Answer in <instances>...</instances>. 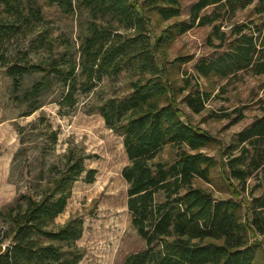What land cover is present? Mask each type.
<instances>
[{
	"label": "trees",
	"instance_id": "16d2710c",
	"mask_svg": "<svg viewBox=\"0 0 264 264\" xmlns=\"http://www.w3.org/2000/svg\"><path fill=\"white\" fill-rule=\"evenodd\" d=\"M250 5L258 22L251 19L233 24L228 33L214 24L219 18L217 10L233 15ZM51 7L64 15L84 10L92 19L79 48V73L75 61L64 59V53L58 55L64 68L47 71L65 86L60 106L81 103L78 86L84 85L87 94L102 78L131 72L125 95L98 101L87 96L82 101L83 106L93 102L87 111L98 112L105 126L121 137L127 159L120 172L126 184V208L145 247L127 256L123 264H253L255 245L248 236L264 235V93L257 100L260 115L235 134L221 161L227 180H234L240 191L247 190L249 200L238 199L240 191L235 188L237 200L214 199L193 184L196 179L209 180L213 159L201 150L210 137L183 119L174 98L168 96L167 81L162 78L164 67L157 62V55L175 36L195 25H209L218 47L226 48L194 64L198 77L226 78L239 71L264 74V0H195L186 19L167 25L156 37L150 34V16L160 22L179 18V0H0V46L31 33L35 24L43 22L45 8ZM209 7L211 11L205 13ZM41 32L35 38L41 44L38 47L44 46L47 36L46 29ZM16 55L14 62H3L14 89L30 70H44L24 63V51ZM188 85L186 79L184 89ZM188 88L183 101L198 113L207 95L198 87ZM37 108L39 105H33L30 110ZM48 135L54 142L55 133L49 131ZM166 146L175 150L173 158L156 160ZM59 170L43 184L42 191L28 189L6 213H0L11 240L5 251L0 249V264L79 261L81 253L73 242L81 232L80 220L73 217L57 225L53 220L64 210L71 185L85 171L83 157L69 150ZM94 172L86 171L87 182L92 181ZM250 180L253 185L248 189ZM255 191L259 193L254 195ZM242 207L246 212L243 217L239 212Z\"/></svg>",
	"mask_w": 264,
	"mask_h": 264
},
{
	"label": "rangeland",
	"instance_id": "374dc122",
	"mask_svg": "<svg viewBox=\"0 0 264 264\" xmlns=\"http://www.w3.org/2000/svg\"><path fill=\"white\" fill-rule=\"evenodd\" d=\"M179 1V18L160 22L150 16L151 37H156L162 28L174 21L187 18L189 7L195 0ZM251 8L250 5L236 10L233 15L219 9L215 14L219 18L214 24L228 33L233 24L251 19L258 22L259 18L253 15ZM211 9L209 7L204 12ZM91 21L84 10L64 15L56 7L45 8L43 22L35 24L31 33L25 37L15 36L0 46V55H3L0 58V213H6L28 189L34 193L42 191L43 184L60 171L64 155L70 150L75 156L83 157L85 171L71 185L66 206L53 222L63 224L73 217L80 220L81 232L73 242L81 253L77 264H123L127 256L145 247L131 226L126 208V184L120 172L127 159L121 137L105 126L98 112L87 111L92 109L93 102L83 106L82 101L87 96L92 99L94 96L98 101L125 95L131 72L122 71L118 75L104 77L87 94H84V85L78 86L81 103L72 107L58 104L65 93V86L60 78L47 72L51 67L64 68L63 60L58 58L64 53V59L75 61V72L79 73V48L89 34ZM45 29L44 46L38 47L41 44H37L35 38L40 37ZM47 46L49 50L45 49ZM225 48V45L218 47L211 26L195 25L165 44L157 55V62L164 67L162 78H166L168 96L174 98L183 119L210 137L209 143L201 150L213 159L209 180L196 179L194 186L208 191L217 200H237L233 192V188L240 191L237 183L228 181L221 170L223 151L238 131L260 115L257 100L264 93V74L239 71L226 78L198 77L194 64L200 59L215 57ZM23 51L27 53L24 63L39 65L44 70H30L20 86L14 89L3 62L6 65L14 62L16 53ZM186 79L189 85L184 89ZM188 87H198L207 95L198 113L192 112L183 101ZM33 105H39V108L31 111ZM49 131L56 135L54 142L49 138ZM174 151L166 146L156 160H171ZM90 169L95 172L92 181L87 182L85 174ZM252 185L250 180L248 189ZM258 193L255 191L254 195ZM248 194L247 190L240 191L238 199L247 202ZM239 212L242 217L246 216L244 207ZM248 240L255 245L253 264H264V235L248 236ZM10 243L7 222L0 218L1 251H5Z\"/></svg>",
	"mask_w": 264,
	"mask_h": 264
}]
</instances>
